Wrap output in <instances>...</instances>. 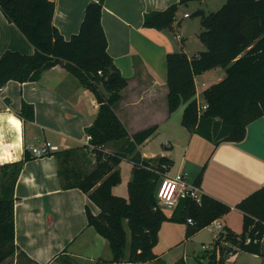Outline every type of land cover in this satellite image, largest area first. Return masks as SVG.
<instances>
[{
  "label": "trees",
  "instance_id": "obj_1",
  "mask_svg": "<svg viewBox=\"0 0 264 264\" xmlns=\"http://www.w3.org/2000/svg\"><path fill=\"white\" fill-rule=\"evenodd\" d=\"M190 1L179 0L164 9L146 12L143 25L176 34L179 5ZM0 6L35 47L33 53L4 51L0 56V88L10 80H38L45 70L60 64L99 102L98 113L86 128L91 136L89 143L50 153L58 162L61 187L80 188L99 206L100 211L94 213L86 205L88 225L109 241L113 262L159 258L154 247L166 220L187 223L189 236L231 211L232 205L207 193L201 202L181 198L171 215L160 205L158 186L173 160L166 155L144 157L139 152V144L155 133L157 124L130 135L115 111L128 79L108 50L102 23L103 0L87 4L79 31L69 38L54 23V0H0ZM196 13L201 15L203 29L198 36L205 49L192 56L182 48L166 54L169 111L185 104L182 124L215 146L222 141H241L248 125L264 115V0H226L217 10L205 13L198 9ZM217 66H223L226 73L203 90L207 107L200 110L196 77ZM18 115L23 120H34V105L23 100ZM109 143L117 145L115 152L105 150ZM93 153L94 165L84 167L79 160L88 163ZM33 156L25 147L23 158L0 165V263L17 251L14 189L23 166ZM124 158L133 162L128 197L113 191L121 182L118 165ZM205 167L194 178L195 184L201 186ZM235 206L243 212L242 232L223 225L205 264H228L230 255L239 250L264 257V185ZM189 217L193 223L188 222ZM248 236L250 243L245 242Z\"/></svg>",
  "mask_w": 264,
  "mask_h": 264
},
{
  "label": "crops",
  "instance_id": "obj_2",
  "mask_svg": "<svg viewBox=\"0 0 264 264\" xmlns=\"http://www.w3.org/2000/svg\"><path fill=\"white\" fill-rule=\"evenodd\" d=\"M54 1V23L69 38L79 31L87 4L98 0ZM177 1L103 0L102 23L108 37V50L114 64L128 79L115 111L130 135L153 124L158 125L155 133L139 144L138 149L148 146L156 135L172 134L170 130L162 133L161 130L163 124L174 120V114L180 108L169 111L166 54L182 48L192 56L205 49L198 34L192 50L190 37L180 30L174 35L167 29L143 25L146 12L164 9ZM186 13L189 12H184L189 16ZM7 49L24 53L35 51L34 45L6 17L0 6V56ZM210 70L196 77L197 97L199 85L204 86L202 93L209 86L202 74L207 77ZM68 72L57 64L45 70L38 80H10L0 89V165L20 160L25 147L31 150L32 146L41 145L44 141H51L58 149H62L61 143L67 144L72 139L81 141L77 146L85 143L82 135L94 121L99 102L89 88ZM208 79H212L211 76ZM23 100L34 105V120H23L18 115ZM194 134L197 133L189 130L187 148ZM212 148L205 163L201 187L204 193L233 206L230 212L212 222L216 224L219 221L233 230L230 213L239 210L243 215L235 205L264 185V115L248 125L243 140L222 141ZM170 151L163 150L162 153H167L165 155L174 163ZM141 154L144 157L158 156L146 152ZM168 175H172L170 171ZM189 180L193 182L194 179ZM14 196L16 254L23 251L25 254L22 256L31 258L33 264H59L63 256L80 264L83 263L79 261L98 264V259L104 256L112 259L109 241L94 226L88 225L86 205L94 213L100 211L99 206L80 188L61 187L54 154L34 155L25 163L17 178Z\"/></svg>",
  "mask_w": 264,
  "mask_h": 264
},
{
  "label": "rangeland",
  "instance_id": "obj_3",
  "mask_svg": "<svg viewBox=\"0 0 264 264\" xmlns=\"http://www.w3.org/2000/svg\"><path fill=\"white\" fill-rule=\"evenodd\" d=\"M214 1L215 0H193L188 2L191 3V6H189L188 3H182L179 5L175 25L178 32L180 30L186 37H190V46L192 50H194L193 41L196 39V35L199 34V32L203 29L201 15L196 13V11L198 9H202L205 13H209L220 8V6L225 2L218 3ZM185 11L189 12V16L184 15ZM201 45L203 48H205L203 43ZM68 73L75 78L73 74L70 72ZM225 73L226 71L223 66H217L211 68L210 72L207 74V77L202 74V78L206 84L210 85L224 77ZM208 76H211L212 79H208ZM203 88L204 86L199 85L198 101L202 102L201 104L205 103V97L202 93ZM184 106L185 104H182L179 110L174 114V120L163 124L161 133L167 130L172 132V134L166 135L169 139L164 134L156 135L150 140L148 146H142L139 149V152L165 155L167 153H162L163 150H171L170 155L175 161L169 170L170 173L174 175L178 171L182 170L188 173L189 179H194L202 166L206 163L208 155L213 149L212 147L214 146V143L199 134H194L189 148H187L188 142L186 140L188 139L189 130L180 121ZM170 125L171 128L169 127ZM85 136L86 134L84 133L82 135L83 140L85 139ZM80 142L81 141L79 140L77 141L72 139L68 140L67 144L61 143L60 146L62 149H65L75 147ZM171 142H173V144ZM167 144H170V146H167ZM106 148L107 152L112 153L117 150V145L114 143H109L106 145ZM91 156L92 159L96 158L95 154ZM185 157H187L186 162L185 164H182ZM92 159L89 158L88 163L83 161V159H80L79 162H82L84 167L90 168L94 165ZM119 168L121 171V182L114 187V191H116L117 194L128 197V183L131 179L133 169V163L131 159L124 158L119 163ZM1 172L2 171L0 168V177ZM166 211L169 212L167 209ZM230 220L233 225V230H235L237 233L242 232L243 215L239 210H233L230 213ZM218 232L219 229L216 227L214 222L187 236V223L166 220L163 222V225L159 231L158 242L154 247V251L159 255V258L146 262L132 263L126 260L122 262H113L110 256H108L109 258L104 256L98 259V264H182V261H185L187 264H205L210 260L209 253L213 248V244L217 240L216 234ZM67 261L76 262L72 258L63 256L59 261V264H65ZM79 262H82L83 264H95L90 261ZM0 264H33V261L17 253L14 256H9ZM228 264H264V257L260 254L239 250L236 253L230 255Z\"/></svg>",
  "mask_w": 264,
  "mask_h": 264
},
{
  "label": "built area",
  "instance_id": "obj_4",
  "mask_svg": "<svg viewBox=\"0 0 264 264\" xmlns=\"http://www.w3.org/2000/svg\"><path fill=\"white\" fill-rule=\"evenodd\" d=\"M189 13H186L188 15ZM1 89V88H0ZM207 107V104H200V110H203ZM91 136L86 133L84 142L89 143ZM58 149V146L53 144L51 141H44L41 145L32 146L31 152L35 156H43L49 154L52 151ZM204 191L200 185L195 184L194 182L188 179V173L185 171H178L174 175H164L160 180L158 190H157V198L160 205L166 208L171 215L175 207L178 205L181 198H191L197 202H201ZM189 223H193L192 218H188ZM216 227L219 231L223 228L221 222H216ZM219 233V232H218ZM218 233L216 236L218 237ZM264 238L262 239V241ZM252 241L251 237L248 236L246 238V243H250ZM257 241V238L254 240Z\"/></svg>",
  "mask_w": 264,
  "mask_h": 264
},
{
  "label": "clouds",
  "instance_id": "obj_5",
  "mask_svg": "<svg viewBox=\"0 0 264 264\" xmlns=\"http://www.w3.org/2000/svg\"><path fill=\"white\" fill-rule=\"evenodd\" d=\"M10 119H15V117H10ZM19 122V121H18Z\"/></svg>",
  "mask_w": 264,
  "mask_h": 264
}]
</instances>
